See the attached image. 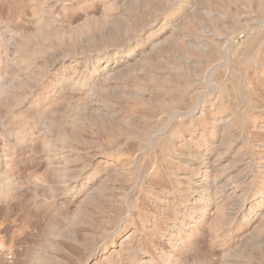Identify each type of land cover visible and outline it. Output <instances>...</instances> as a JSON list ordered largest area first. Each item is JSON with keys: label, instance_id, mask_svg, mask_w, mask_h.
I'll use <instances>...</instances> for the list:
<instances>
[{"label": "rangeland", "instance_id": "obj_1", "mask_svg": "<svg viewBox=\"0 0 264 264\" xmlns=\"http://www.w3.org/2000/svg\"><path fill=\"white\" fill-rule=\"evenodd\" d=\"M0 264H264V0H0Z\"/></svg>", "mask_w": 264, "mask_h": 264}]
</instances>
